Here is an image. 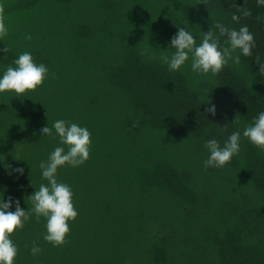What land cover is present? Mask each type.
I'll list each match as a JSON object with an SVG mask.
<instances>
[{
	"label": "trees",
	"instance_id": "obj_1",
	"mask_svg": "<svg viewBox=\"0 0 264 264\" xmlns=\"http://www.w3.org/2000/svg\"><path fill=\"white\" fill-rule=\"evenodd\" d=\"M243 8L250 14L240 15ZM0 17L9 29L0 38V69L29 51L49 70L22 96L0 94L6 195L31 207L27 195L46 183L38 164L59 141L41 135L44 124L74 121L91 140L82 164L57 171L77 210L64 242L44 240V218L30 215L11 234L14 264H264V151L241 136L239 152L223 167L203 165L205 139L222 143L264 109V76L256 71L264 61V5L0 0ZM215 21L247 24L251 55L229 60L215 75L196 74L187 62L176 71L160 63L159 45L176 25L187 26L199 43ZM210 99L215 115L204 112ZM8 165L23 172L9 174Z\"/></svg>",
	"mask_w": 264,
	"mask_h": 264
},
{
	"label": "clouds",
	"instance_id": "obj_2",
	"mask_svg": "<svg viewBox=\"0 0 264 264\" xmlns=\"http://www.w3.org/2000/svg\"><path fill=\"white\" fill-rule=\"evenodd\" d=\"M258 6L264 5V0H256ZM239 14L247 16L249 9H238ZM231 19H239L237 12H232ZM215 31L211 27L202 31L197 37L187 26L176 25V31L169 37L167 43L161 47L159 44V61L166 65L170 71H176L186 65L196 74L218 73L222 67L231 60L240 62L241 55H251V49L255 46L253 34L247 24H239L231 27L220 21H215ZM8 25L3 17H0V38L8 33ZM30 38V34H25ZM171 49V51H167ZM257 72L264 76V61H257ZM48 67L43 62H36L32 53L21 51L13 59L11 64L0 69V94L12 93L11 96H22L39 86L46 75ZM26 96V95H25ZM205 113L215 115L216 105L212 100H206ZM41 135L55 136L59 143L47 154L45 159L39 161L40 176L45 182L29 193L28 199L31 207L22 208L19 200L7 194V186H0V264H14L17 254V246L11 239L15 229H19L27 221L30 215L35 218H44L43 239L53 246L64 242L69 231L68 221L75 218L77 210L73 204V192L71 186L57 179L58 168L65 165L78 166L89 155L91 144L90 132L84 125L74 121L57 118L40 128ZM241 136L246 137L250 143L264 151V109L258 111L251 118V123L243 129L232 130L221 143L215 136H210L203 141L207 150V156L203 160L205 167H223L240 150ZM11 174H20L23 168L20 166H6ZM14 205V208L11 207ZM29 251L36 255L40 252V246L33 242Z\"/></svg>",
	"mask_w": 264,
	"mask_h": 264
}]
</instances>
